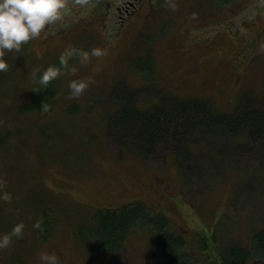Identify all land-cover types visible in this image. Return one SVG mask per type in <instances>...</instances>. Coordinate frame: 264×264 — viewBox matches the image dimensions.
<instances>
[{
    "label": "rangeland",
    "instance_id": "rangeland-1",
    "mask_svg": "<svg viewBox=\"0 0 264 264\" xmlns=\"http://www.w3.org/2000/svg\"><path fill=\"white\" fill-rule=\"evenodd\" d=\"M150 1L124 0L121 7L114 0H101V5L94 0V8L73 10L20 53L4 57L8 64L23 58L0 72V126L24 127L23 132L31 128V134L25 133L30 146L53 121L64 134L62 139L43 136L50 148L56 144L55 155L64 160L51 154L43 160L28 152L16 187L9 169L15 165L11 149L20 144L17 136L0 152V178L7 182L0 197L5 191L12 199H17L16 191L21 195L20 206L10 203L7 208L19 215L28 188L36 184L61 203L46 243L31 257L26 252L29 264H40L44 251L55 254L60 264L164 262L151 228L133 230L113 258L82 257L70 225L78 217L75 206L92 210L144 204L166 216L170 230L183 237L187 264H216L228 241L249 244L252 233L264 227V9L256 8L252 21L240 18L241 35L237 18L252 10L256 0H175V12L163 0L157 6ZM93 47L107 55L85 65L69 60L76 74L59 77L51 111L16 116L13 105L28 98L33 72L38 77L50 65L59 67L65 49ZM145 50L152 62L149 76L133 68ZM90 76L95 83L75 100L80 110L73 116L69 83ZM136 101L140 113L129 121ZM217 120L224 123L216 125ZM42 147L46 156L49 148ZM6 217L0 213V225ZM196 231L215 234L207 251L195 243ZM34 232L25 224L24 235ZM9 249L0 250V264Z\"/></svg>",
    "mask_w": 264,
    "mask_h": 264
},
{
    "label": "trees",
    "instance_id": "trees-1",
    "mask_svg": "<svg viewBox=\"0 0 264 264\" xmlns=\"http://www.w3.org/2000/svg\"><path fill=\"white\" fill-rule=\"evenodd\" d=\"M150 2L152 3V0ZM97 5H101V0H98ZM121 7H117L119 12H121ZM134 9L135 7L133 5V10ZM122 22H124V20H122ZM22 58L23 57H21L20 60ZM137 59L139 65L133 66V68L149 76L152 62L148 50H145L142 56ZM20 60L9 59L8 61L9 64L13 66L16 61ZM60 85L61 80L59 78L54 80L47 89L34 84L29 91L28 98L20 97L18 104L13 105L16 116H23L28 113H35L37 116L47 114L53 108V98L59 92ZM35 87H39L40 91H32ZM44 102L50 106L48 112L42 111V104ZM137 102L138 101L134 104V110H132H136V112H133L132 115H129L127 118L129 121L136 118L134 117L135 114L140 113L136 109L138 108ZM69 107H76L72 112L73 116L80 110L75 100L69 103ZM225 120H227V118H225ZM223 123L224 121L219 123L216 122L215 124L218 125ZM48 126L49 131L47 134L51 139L64 138L63 131L58 127L56 122L53 121V123H49ZM23 128L24 127L20 126H17V128H4L2 125L0 126V152L8 149L7 143L10 138L17 136L20 143L19 146L16 147V150L11 149L12 157L15 158V165L12 164L13 166L11 165L12 167L9 169L13 174L12 182H15L13 187L21 184L19 167L21 160H26L28 152H33L43 160L47 158L50 159L49 154L60 162L64 160L62 155H55L57 150L54 148V145H56L54 142H51L53 144H51V148L46 145L47 143L43 140V136L47 134H41L42 136L39 134L34 135L33 138L39 136L33 145L30 146L32 142H30L25 133L31 134L32 129L27 128V131L23 132ZM3 138L7 140L6 143L2 142ZM41 146H44L42 148H49L46 155L47 157L41 154L39 150ZM34 174L36 175V173ZM28 189H30V191L24 199V210H20L19 215L17 211H14V209L10 207L7 208L6 205L12 203L16 208L17 205L20 206L21 195L18 194L20 191H16L17 199H12L10 203L0 201V213L7 215L6 221L2 222L0 225V234L10 232L14 225L20 221H23L24 225L30 224L33 227L36 220L41 217L43 218V227L45 230L40 232L35 229L31 237L24 235L23 239L14 238V243L7 251L1 264H29L28 257L25 256L26 252L29 251L31 257L36 247L39 244L46 243L45 241L50 237L53 231L52 229L57 226L58 215L56 208L58 207L57 204L61 203L55 194L41 184L32 185ZM73 209L78 214V217L74 220L70 219L72 223L70 225L73 227L74 231L75 246L78 248L79 254L84 258L100 257V260L106 258V256L113 258L115 254L119 253L126 246L130 233L133 230L140 229L142 231H147L143 230V228H151L155 233V237L159 238V246L164 257V262H162V264H187V261L184 259L185 251L181 248L184 242L183 237L175 235L173 231L170 230L166 216L159 212H152L150 208H147L140 202H132L118 208L101 207L87 210L75 206ZM196 232L195 243L200 249L207 251V241L209 237L216 240L215 234L204 236L202 231ZM201 239L202 242L199 245ZM219 257L220 261L216 264H264V227L252 233L251 242L249 244L243 245L239 240L228 241L220 250ZM152 260L154 262V258Z\"/></svg>",
    "mask_w": 264,
    "mask_h": 264
},
{
    "label": "clouds",
    "instance_id": "clouds-1",
    "mask_svg": "<svg viewBox=\"0 0 264 264\" xmlns=\"http://www.w3.org/2000/svg\"><path fill=\"white\" fill-rule=\"evenodd\" d=\"M114 2L122 6L124 0H114ZM163 3L164 7L170 11L175 12L178 8L175 0H163ZM152 4L157 6V0H152ZM94 7V0H0V72L9 70V64L4 58L7 53H20L25 44L39 39L46 28L63 21L72 14L73 10H90ZM256 8L264 9V0H256L252 10L242 11L239 14L236 26L240 29L241 35L245 34V30L240 24V18L246 17L248 21L254 20L257 15ZM261 51L264 52V46L261 47ZM106 55L107 51L99 47H93L90 50L65 49L59 56V67L50 65L42 71L39 77L36 72H33L31 74L33 83L47 89L61 75L76 74L75 68H69V60L77 59L81 65H85L92 57L102 59ZM94 83L95 80L91 76L87 79L70 81L67 99H78ZM32 91L39 92L40 88L35 87ZM49 108L47 103L42 104L43 112H48ZM6 184V180L0 178V190H3ZM0 198L8 203L12 200L11 195L6 191ZM33 227L43 232L45 230L43 218L37 219ZM24 228L23 221H20L10 232L0 234V250L11 248L14 238L23 239ZM38 258L40 264H60L55 254H49L46 251L40 252Z\"/></svg>",
    "mask_w": 264,
    "mask_h": 264
}]
</instances>
